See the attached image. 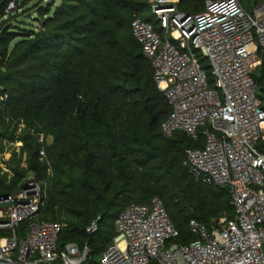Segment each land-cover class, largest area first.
Returning <instances> with one entry per match:
<instances>
[{
    "label": "trees",
    "instance_id": "obj_1",
    "mask_svg": "<svg viewBox=\"0 0 264 264\" xmlns=\"http://www.w3.org/2000/svg\"><path fill=\"white\" fill-rule=\"evenodd\" d=\"M206 1L178 8L199 13ZM262 1L241 0L249 10ZM136 17L163 34L150 0H0V154L11 152L13 172L0 166V195L30 174L46 180L40 217L62 224L61 247L88 243V264L99 263L132 202L159 196L183 243L197 238L192 219L212 227L234 216L228 187L198 181L183 163L203 137L162 132L172 107L133 33ZM253 75L264 99V52ZM258 147L264 153V139Z\"/></svg>",
    "mask_w": 264,
    "mask_h": 264
},
{
    "label": "built area",
    "instance_id": "obj_2",
    "mask_svg": "<svg viewBox=\"0 0 264 264\" xmlns=\"http://www.w3.org/2000/svg\"><path fill=\"white\" fill-rule=\"evenodd\" d=\"M178 2L150 0L163 34L141 17L133 20V33L172 107L163 134L203 137L202 146L186 149L183 163L198 181L228 187L234 216L212 227L192 219L197 238L183 243L171 241L180 233L159 196L132 202L98 264H264V153L258 147L264 99L253 75L264 52V0L252 10L241 0H207L199 13L180 10ZM6 160L0 166L10 179ZM47 195L48 182L34 174L19 190L0 195V264H88V243L61 247L62 224L41 219ZM100 218L89 233L98 231Z\"/></svg>",
    "mask_w": 264,
    "mask_h": 264
},
{
    "label": "rangeland",
    "instance_id": "obj_3",
    "mask_svg": "<svg viewBox=\"0 0 264 264\" xmlns=\"http://www.w3.org/2000/svg\"><path fill=\"white\" fill-rule=\"evenodd\" d=\"M35 13V12H34ZM26 15H30V12L26 13ZM38 16V14H37ZM35 24H37V22H35ZM260 94H262L260 91H259ZM48 141L51 142L52 141V137H48ZM21 142H19L18 144H20ZM7 159H9L11 157V152H6L5 154H0V161L3 159V156ZM171 241H176L175 238L172 239Z\"/></svg>",
    "mask_w": 264,
    "mask_h": 264
},
{
    "label": "water",
    "instance_id": "obj_4",
    "mask_svg": "<svg viewBox=\"0 0 264 264\" xmlns=\"http://www.w3.org/2000/svg\"><path fill=\"white\" fill-rule=\"evenodd\" d=\"M263 249H264V244H263Z\"/></svg>",
    "mask_w": 264,
    "mask_h": 264
}]
</instances>
